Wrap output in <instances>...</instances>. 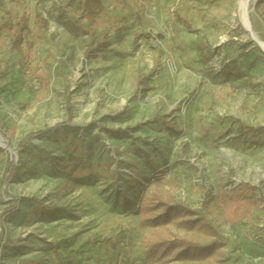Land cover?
I'll list each match as a JSON object with an SVG mask.
<instances>
[{"label":"rangeland","instance_id":"obj_1","mask_svg":"<svg viewBox=\"0 0 264 264\" xmlns=\"http://www.w3.org/2000/svg\"><path fill=\"white\" fill-rule=\"evenodd\" d=\"M75 1L0 0V22L24 15L30 30L9 52L0 29V264H264V52L238 0H106L126 19L100 20L109 33L91 56L68 28ZM152 190L204 227H142ZM176 237L221 247L203 261L147 256L148 239Z\"/></svg>","mask_w":264,"mask_h":264},{"label":"trees","instance_id":"obj_2","mask_svg":"<svg viewBox=\"0 0 264 264\" xmlns=\"http://www.w3.org/2000/svg\"><path fill=\"white\" fill-rule=\"evenodd\" d=\"M112 9H116L117 5L121 7L124 5L125 0H111ZM263 0H257L256 5L262 4ZM106 0H76L75 8L79 12L78 21L71 20L68 28L74 33L75 36H86V45L84 54L85 56H91L96 51L102 50L105 45V40L109 31H103L100 20L109 18L112 20L110 28L116 27L122 23L126 16L114 15L107 13ZM109 28V30H110ZM0 29H4L8 38V51H20L23 46L24 39L29 35V25L26 17L21 15L20 17L8 16L0 22ZM102 32L100 36L96 32ZM20 57H22L20 55ZM11 64L8 60H5L0 66V76L7 75ZM67 121L71 116V108L69 102L66 104ZM63 122H57L52 126L58 127ZM0 129L2 124L0 123ZM126 128L125 130H127ZM263 127L255 128V131H263ZM42 131L35 133H29L22 137L18 143V150L25 149L29 140L36 135H39ZM18 171V166L14 164V160L8 161V168L4 182L8 183ZM228 191L222 192L221 196H217V203L219 207L227 212L230 211V207L233 203L231 200L235 195H232ZM230 198V199H229ZM252 212L250 208L248 210ZM140 224L142 227L155 228L159 226H165L169 223H173L179 228L192 230L195 228L204 227V219L202 217H196L197 212L187 206L168 201L156 190H152L144 198L140 200ZM147 256L151 257H170L168 259L178 261H203L208 259L214 253H216L221 247V243L218 241H212L205 244L186 239V238H172L162 240H150L145 243Z\"/></svg>","mask_w":264,"mask_h":264},{"label":"bare ground","instance_id":"obj_3","mask_svg":"<svg viewBox=\"0 0 264 264\" xmlns=\"http://www.w3.org/2000/svg\"><path fill=\"white\" fill-rule=\"evenodd\" d=\"M249 3H250V0H238L237 2L239 18L245 26L247 25V23H249V19H248ZM258 41H259L260 46L264 49V42L260 39H258ZM1 142H2V139L0 137V143Z\"/></svg>","mask_w":264,"mask_h":264},{"label":"water","instance_id":"obj_4","mask_svg":"<svg viewBox=\"0 0 264 264\" xmlns=\"http://www.w3.org/2000/svg\"><path fill=\"white\" fill-rule=\"evenodd\" d=\"M243 26L249 31L250 36H251V39H252V40H253V41H254V42L260 47V49L264 52V49L260 46L257 37H256L255 34L252 32L251 27H250V24L247 23L246 26L243 24ZM0 146H2L3 148L7 147V145H6V144H3L2 142L0 143Z\"/></svg>","mask_w":264,"mask_h":264}]
</instances>
